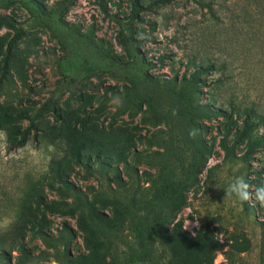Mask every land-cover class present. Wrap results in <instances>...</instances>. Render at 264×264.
Segmentation results:
<instances>
[{
    "label": "rangeland",
    "instance_id": "1",
    "mask_svg": "<svg viewBox=\"0 0 264 264\" xmlns=\"http://www.w3.org/2000/svg\"><path fill=\"white\" fill-rule=\"evenodd\" d=\"M6 14L25 35L15 50L21 80L14 76L15 84L0 100V113L34 114L46 105L38 137L31 136L26 144L43 147L51 159L40 174L44 161L34 153L33 162L24 151L26 144L13 146L9 130H0V218H15L10 229H0V253L6 255L0 264L16 262L22 236L35 258L31 264H127L134 235L113 204L115 199L133 204L134 198L140 207L147 204L161 187L168 152L146 142L165 135L166 127L153 116L144 120L139 107L126 100L125 87L144 74L160 81L180 80L210 66L213 70L202 76L201 102L241 112L203 122L205 141L213 144L214 153L178 219L192 234L222 245L213 264H262L264 205L254 191L264 183V145L252 148L245 163L241 157L250 147L246 142L237 147L233 161H224L220 141L243 129L246 110L258 116L250 135L264 137V0H174L166 5L139 0L138 9L134 0H77L71 6L65 0H0V15ZM12 35L0 31V48L7 47ZM142 59L152 66L142 68ZM27 127L25 121L16 128ZM84 141L95 149L98 144L122 145L134 169L131 177L117 159L112 162L120 168L123 183L115 181L114 171L89 175L71 155V148ZM135 152L142 154L141 163L133 161ZM93 156L90 164L96 168ZM56 162L62 163L65 178L109 218L108 228L117 240L108 252L96 248L102 236L79 229L77 217L36 209L40 198L61 199L49 188ZM241 175L253 193L248 201L228 197L223 190ZM29 219L44 222L46 242L29 227L20 230ZM65 224L73 236L59 239ZM183 260L178 257L172 264Z\"/></svg>",
    "mask_w": 264,
    "mask_h": 264
},
{
    "label": "trees",
    "instance_id": "2",
    "mask_svg": "<svg viewBox=\"0 0 264 264\" xmlns=\"http://www.w3.org/2000/svg\"><path fill=\"white\" fill-rule=\"evenodd\" d=\"M73 5L77 0H65ZM174 0H156L157 4H170ZM39 6L41 3L35 1ZM135 9L139 8V0H134ZM7 29L13 33L6 48H0V100L8 95L10 84H15L14 76L21 77L15 64V50L25 35V30L10 15H0V31ZM138 57V56H137ZM138 58H141L140 56ZM142 68L152 66L142 59ZM213 70V67H199L188 76L178 80L175 76L168 81H160L144 74L143 77L125 87V98L133 107H139L140 113H144L143 119L153 116L156 123L166 127L165 135H153L146 139L149 145L165 148L168 152L166 161V174L162 177L161 187L154 191L150 201L144 206L137 205L134 198L133 204H123L115 199L116 215L125 220L134 235L133 242L127 246V264H172L180 257L183 264H213L214 254L221 251L222 245L216 244L208 237L201 234H192L184 227V221L178 219L180 212L187 206L188 194L195 185L197 176L204 169L214 153L213 144H208L204 138V121H210L218 117L232 118L233 109L229 112L217 105H209L201 102L203 85L202 76ZM145 108V110L143 109ZM234 108V107H233ZM43 105L34 114L26 112L0 113V130H9V139L13 146L23 147L30 137H38V124L42 120ZM175 112V115L173 114ZM243 129L236 132L234 138L227 134L220 141V148L224 151V161H233L236 158V149L246 142L250 147L241 159L248 163L252 148L264 145V137L252 138L250 132L255 126L253 121L258 116L254 110L244 111ZM262 119L261 117H259ZM28 122V127L21 131L16 128L21 122ZM195 129V137L190 132ZM20 137V138H18ZM232 139V142L230 143ZM103 147L98 144V149L91 142L84 141L71 148V155L78 164L83 166L89 175L95 173L115 172V181L122 182L120 168L114 167L113 160L117 159L124 164V173L130 175L134 172L122 145L107 144ZM95 157H94V156ZM94 157L95 167L91 166V157ZM133 161L142 162V154L132 153ZM53 179L49 188L55 191L60 200L45 202L38 199L36 209L61 217H77L78 227L87 234H99L103 242L96 243V248L110 250L116 241V234L108 228L109 218L104 216L97 205L91 201L85 193L76 188L66 177L61 162H56L52 167ZM59 184V186H57ZM102 197V195L98 196ZM107 206L108 204H103ZM172 228L170 229V227ZM23 229H30L33 236L46 242L47 235L44 231V222L29 219ZM73 236L72 230L65 224L60 230L59 239ZM6 259V255L0 253V260ZM34 257L25 237L20 238L16 262L14 264H31ZM261 260L264 264V250L261 251ZM11 263V262H10Z\"/></svg>",
    "mask_w": 264,
    "mask_h": 264
},
{
    "label": "clouds",
    "instance_id": "3",
    "mask_svg": "<svg viewBox=\"0 0 264 264\" xmlns=\"http://www.w3.org/2000/svg\"><path fill=\"white\" fill-rule=\"evenodd\" d=\"M118 99L119 98H116V100ZM116 100H114V103L116 102ZM173 114L175 115V112ZM196 134L197 133L195 129L190 132V135L193 137H195ZM24 151L29 157L33 158V162H36V157L33 156L34 153L44 161L45 167H43L42 169H38L40 174H43L47 171L46 165L50 162L51 157L48 156L46 149H44L43 147L37 149L35 145L29 142L25 145ZM223 190L226 196L234 197L239 201H248L253 195V193L250 191L249 184L242 175L234 177L228 184L227 188ZM254 197L256 201H258L261 205H264V183H261L255 188ZM14 222V214L5 215L0 218V229L6 231L12 227Z\"/></svg>",
    "mask_w": 264,
    "mask_h": 264
}]
</instances>
